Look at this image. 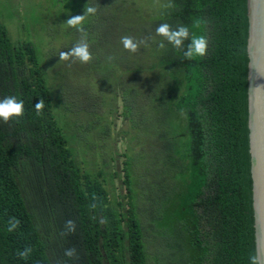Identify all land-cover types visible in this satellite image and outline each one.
Instances as JSON below:
<instances>
[{"label": "trees", "instance_id": "1", "mask_svg": "<svg viewBox=\"0 0 264 264\" xmlns=\"http://www.w3.org/2000/svg\"><path fill=\"white\" fill-rule=\"evenodd\" d=\"M94 1L83 0V10ZM112 1L123 10L125 36L147 42L136 53L125 50L121 65L110 60L106 66L120 68L115 76L132 77L137 84L131 92L151 99L160 150L149 220L156 252L148 253L134 213L126 218L105 207L97 175L83 173L80 184L75 156L51 113L36 48L30 40L9 38L0 22V100L24 102L23 116L0 119V264H248L255 248L246 0H172L173 9L162 7L168 0ZM165 22L206 36L207 54L185 60L167 41L159 49L163 38L155 29ZM11 217L21 223L9 232ZM69 219L76 231L61 236ZM25 247L33 249L26 260L17 255ZM71 247L78 260L64 256Z\"/></svg>", "mask_w": 264, "mask_h": 264}, {"label": "rangeland", "instance_id": "2", "mask_svg": "<svg viewBox=\"0 0 264 264\" xmlns=\"http://www.w3.org/2000/svg\"><path fill=\"white\" fill-rule=\"evenodd\" d=\"M84 2L0 0V22L9 38L30 40L36 48L38 67L49 89L51 113L75 156L80 184L84 182L83 173L97 175L107 195L105 207L119 209L126 218L134 213L148 253L154 254L157 236L149 220L152 196L158 191L152 186L158 181L154 158L160 150L151 124V99L131 92L137 83L129 76H115L120 68L114 71L106 66L110 60L120 65L125 62L120 4L112 0L92 2L96 14L88 15L83 22V27H89L84 29L92 54L90 62L59 58L61 51H69L81 38L66 20L72 14L83 15ZM107 4H113L112 9ZM125 86L130 90L127 95ZM132 103L135 107L131 109Z\"/></svg>", "mask_w": 264, "mask_h": 264}, {"label": "clouds", "instance_id": "3", "mask_svg": "<svg viewBox=\"0 0 264 264\" xmlns=\"http://www.w3.org/2000/svg\"><path fill=\"white\" fill-rule=\"evenodd\" d=\"M155 3L159 4L160 0H155ZM165 9H173L175 7L172 0H168L167 3L162 5ZM97 9L92 6H87L83 15H75L66 20L68 27L75 28L81 33L80 40L70 48L69 51H61L59 58L61 60L74 59L81 63H88L92 59V54L89 51V44L87 43V32L83 27V22L88 15H94ZM155 35L162 37L159 42V49H165L164 41L171 44L173 49L181 51L183 53V59L193 60L197 57H204L207 54L208 41L206 36L192 32L189 26L184 24H178L175 28L169 23H161L155 29ZM185 41H188L185 46ZM120 42L123 48L131 53H136L140 45L146 46V40L134 41V38L130 36H122ZM44 108V100L41 99L35 104V110L37 115H40ZM24 114V102L17 99L16 96H8L0 100V119L4 123H8L13 117H21ZM95 199V197H94ZM93 209L97 207L95 203L91 205ZM20 220L16 217H11L8 221V231L12 232L20 226ZM101 224L107 223L106 218L100 220ZM76 223L69 219L65 221L64 230L60 233L61 236L75 233ZM31 247H25L23 250L17 252V255L22 259H27L32 253ZM64 256L69 259L78 260L79 256L75 247L67 248L64 251ZM248 264H264L261 256L256 252H250L247 256Z\"/></svg>", "mask_w": 264, "mask_h": 264}, {"label": "water", "instance_id": "4", "mask_svg": "<svg viewBox=\"0 0 264 264\" xmlns=\"http://www.w3.org/2000/svg\"><path fill=\"white\" fill-rule=\"evenodd\" d=\"M248 143L255 252L264 260V0H246Z\"/></svg>", "mask_w": 264, "mask_h": 264}]
</instances>
